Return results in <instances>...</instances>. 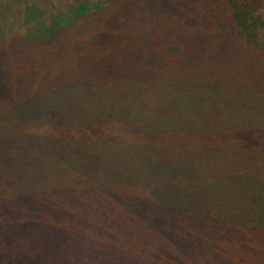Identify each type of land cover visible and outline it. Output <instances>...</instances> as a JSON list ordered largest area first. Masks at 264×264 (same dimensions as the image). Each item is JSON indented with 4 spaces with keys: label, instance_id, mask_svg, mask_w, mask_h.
<instances>
[{
    "label": "trees",
    "instance_id": "16d2710c",
    "mask_svg": "<svg viewBox=\"0 0 264 264\" xmlns=\"http://www.w3.org/2000/svg\"><path fill=\"white\" fill-rule=\"evenodd\" d=\"M17 18L0 36V264H264V0Z\"/></svg>",
    "mask_w": 264,
    "mask_h": 264
},
{
    "label": "rangeland",
    "instance_id": "374dc122",
    "mask_svg": "<svg viewBox=\"0 0 264 264\" xmlns=\"http://www.w3.org/2000/svg\"><path fill=\"white\" fill-rule=\"evenodd\" d=\"M69 0H0V36L7 38L12 35L21 34L24 27L18 20L22 4H33L49 14L65 6Z\"/></svg>",
    "mask_w": 264,
    "mask_h": 264
}]
</instances>
